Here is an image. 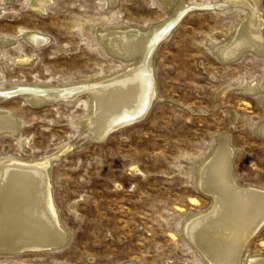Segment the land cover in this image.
Instances as JSON below:
<instances>
[{"label": "rangeland", "instance_id": "374dc122", "mask_svg": "<svg viewBox=\"0 0 264 264\" xmlns=\"http://www.w3.org/2000/svg\"><path fill=\"white\" fill-rule=\"evenodd\" d=\"M184 1L190 9L154 54L158 98L149 115L104 142L93 141L80 125L93 110L90 96L43 107L24 94L0 100V111L21 121L19 136L0 133V163L8 156L38 160L71 145L50 167L53 198L68 233L65 246L0 255V264H208L184 229L191 217L213 207L198 175L221 135H230L237 149L238 180L264 188L262 94L242 91L256 84L264 93V57L250 52L228 65L215 52L247 11L218 7L220 0ZM32 3L0 0V38L15 39L0 46V89L109 77L130 63L105 49L98 30L147 29L170 13L163 0H118L115 7L108 0H53L47 12ZM259 4L264 14V0ZM28 31L50 40L36 47L24 39ZM247 253L264 256V227Z\"/></svg>", "mask_w": 264, "mask_h": 264}, {"label": "bare ground", "instance_id": "6f19581e", "mask_svg": "<svg viewBox=\"0 0 264 264\" xmlns=\"http://www.w3.org/2000/svg\"><path fill=\"white\" fill-rule=\"evenodd\" d=\"M52 1L33 0L32 7L47 12ZM163 1L170 13L150 28L119 26L98 30L97 36L105 49L115 58L130 63L124 70L99 80L65 85L7 84L0 89V100L23 92L33 105L43 107L90 96L93 110L80 119V125L93 141L125 124L144 120L158 98L154 54L190 9L184 0ZM108 2L109 7L118 4V0ZM259 2L220 0L217 4L221 8L240 6L247 11L231 37L216 48V56L223 63L239 61L250 52L264 57V14ZM23 37L36 47L50 40L38 31H28ZM14 42V38H0L2 47ZM19 61L29 63L32 59ZM242 91L251 95L259 92L264 104V93L256 84L243 87ZM20 130L21 121L15 114L0 111V133L15 137ZM258 133L264 138V120ZM69 148L71 145L38 160L8 156L0 163V255L18 256L65 246L68 233L53 198L50 167L53 159ZM236 152L230 135L218 137L212 155L202 163L198 175V187L213 199V207L185 224V236L199 248L208 264H264V256L247 253L248 243L264 227V188L244 185L238 180L233 170Z\"/></svg>", "mask_w": 264, "mask_h": 264}, {"label": "water", "instance_id": "95a60500", "mask_svg": "<svg viewBox=\"0 0 264 264\" xmlns=\"http://www.w3.org/2000/svg\"><path fill=\"white\" fill-rule=\"evenodd\" d=\"M174 27H175V26H174ZM172 30H173V29H172ZM15 94H24V93H23V92H16V93H13V94H11V95H15ZM142 120H143V119H142ZM133 124H136V122H135V123H131V124H130V123L125 124V125H123V126L121 127V129L124 128V127L130 126V125H133ZM118 130H119V129H114V130L110 131L105 137L100 138V139H97L96 142H99V143L104 142L106 139H108V137H109L111 134L117 132Z\"/></svg>", "mask_w": 264, "mask_h": 264}]
</instances>
